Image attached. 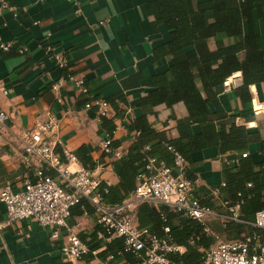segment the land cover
<instances>
[{"label":"crops","instance_id":"0c3cea01","mask_svg":"<svg viewBox=\"0 0 264 264\" xmlns=\"http://www.w3.org/2000/svg\"><path fill=\"white\" fill-rule=\"evenodd\" d=\"M77 1L79 12L70 0H8L13 11L6 9L0 14V45H10L7 50L0 46V80L9 90L7 96L0 92V111L7 114V118L0 122V188L7 184L13 189L21 186L28 173L22 163L23 132L48 112L58 125L59 147L67 148L77 156V162L71 168L93 169L99 180L107 185H116L119 179L111 162L127 152L137 135L134 120L140 115L139 99L153 89L150 78L170 65L169 57L153 55L157 46L168 41L169 33L162 25L154 28L150 8L152 0ZM259 12L264 13V0L254 5L251 14L252 28L261 36L264 45V22ZM243 29L247 32V22H244ZM219 37L229 42L224 35ZM46 44L57 51H65L66 69L57 67L45 51ZM208 46L215 48L214 38L209 39ZM67 72L84 80L90 93L97 95L98 99L105 101L117 93L125 95L127 105L118 103L124 110L123 118H114V110L109 104L105 114L107 118L114 119L113 139L119 142L114 151L119 156H102L107 135L100 133V114L95 108L77 106L81 90L65 79ZM53 83H58L57 90L51 89ZM124 83L129 85L123 86ZM241 85V73H233L215 88L216 95L209 101V107L218 113L238 114L235 123L257 133L262 140L264 85L251 84L237 92ZM57 97L61 102L55 100ZM251 99L254 109H260L259 104L262 106L258 114L252 110ZM187 116L182 102L173 104L171 108L162 103L153 107V113H148L147 119L156 131L164 132L169 139H176L179 137L177 125ZM191 128L194 133L200 130L198 124ZM81 146L90 156L89 161L79 153ZM244 152L254 164L263 159L258 141L249 143ZM232 154L220 153L213 146L190 151L183 156L186 172L192 177L196 191H209L224 181L226 164L221 157ZM259 170L260 180L264 183V166ZM204 200L217 211V223L210 222L217 236L222 234L226 240H234L258 232L264 244V230H253V225H242L244 222L225 221L223 218L229 213L220 201ZM4 218L5 204L0 201V223ZM67 226L78 236L89 234L97 226L94 211L69 216ZM51 234L49 228L32 220L17 221L3 228L0 231V264H102L105 260L97 253L105 248L107 240L100 239L101 246L94 249L97 252L89 259L64 260L60 248L66 229L62 228L55 237ZM97 240L96 237L91 244H96ZM135 258L138 260L135 264H139L141 260ZM109 264L132 263L122 258Z\"/></svg>","mask_w":264,"mask_h":264},{"label":"trees","instance_id":"16d2710c","mask_svg":"<svg viewBox=\"0 0 264 264\" xmlns=\"http://www.w3.org/2000/svg\"><path fill=\"white\" fill-rule=\"evenodd\" d=\"M259 3L260 0L150 2L154 28L162 25L169 33L168 41L157 46L153 55L157 58L169 57L170 65L165 71L150 78L153 89L139 99L140 115L134 120L137 135L127 152L111 162L119 179L118 183L107 185L101 181L98 186V193L105 203H120L133 191L137 177L146 173L148 157H154L172 166L173 153L169 147L184 156L190 151L214 146L220 153L232 152L229 157L237 159L236 165L224 166L225 186L220 190V197L232 202L240 200L239 217L244 222L240 224L252 226L255 212L264 209V183L260 180L259 170L264 166V139L259 140L257 133L249 131L243 125H237L235 119L238 114L212 111L209 101L216 95L215 88L238 71L241 73L242 85L236 89L237 92L247 89L251 84L264 85V45L261 36L252 28L251 16L254 5ZM259 13L264 22V13ZM244 22L248 24L247 32L243 29ZM221 34L228 38L229 42L219 37ZM211 38H214V49L208 46ZM67 74L71 73L67 72L65 78ZM138 83L139 81L136 82ZM128 85L124 83L123 86ZM84 86L86 92H81L78 107H85L89 101L99 98L90 93L85 82ZM105 101L114 110V118H123L124 110L118 104L127 105L123 93H117ZM178 102L184 104L188 116L177 125L179 137L169 139L164 132L156 131L151 126L147 114L153 113V107L158 104L163 103L171 108ZM193 124L200 126L199 132L192 131ZM114 130V119L100 115V133H106L109 139V151H103L102 156L113 157L114 150L119 146V142L113 139ZM253 141L259 142L263 156L258 164H254L248 156H241ZM56 151L60 149L57 147ZM79 153L84 160H90L84 146L79 148ZM186 175L193 181L188 172ZM199 192L208 193L206 190ZM222 193L225 194L224 198ZM202 203L211 206L204 199ZM92 212L93 208L88 202L81 200L79 204L71 207L70 216ZM180 217V214L164 205L155 208L143 203L136 210L139 227L148 228L158 237L167 234L174 243L185 246L183 253L169 254L175 264H199L202 256L200 248H208L215 242V238L204 232V225L199 221L191 218L180 220ZM165 227L169 228L168 233H165ZM99 230L96 226L89 234L79 235L91 250L101 246L100 240L94 245L91 244ZM192 239L194 246L189 244ZM104 247L97 253L100 258L105 259L111 255V261L125 258L132 264L138 262L132 254L123 252L122 238L105 241ZM91 255L88 253L83 258L89 259Z\"/></svg>","mask_w":264,"mask_h":264},{"label":"built area","instance_id":"2783aa9c","mask_svg":"<svg viewBox=\"0 0 264 264\" xmlns=\"http://www.w3.org/2000/svg\"><path fill=\"white\" fill-rule=\"evenodd\" d=\"M79 12L77 0H70ZM12 10L8 0H0V14L4 10ZM13 11V10H12ZM16 12V11H15ZM2 50L10 45L1 44ZM24 50H20L22 52ZM45 51L57 67L67 68L65 51H57L52 45L46 44ZM81 92H86L84 80L76 79L72 74L66 75ZM58 83L51 84L52 90L58 89ZM8 89L0 80V92L7 96ZM61 102V98L55 99ZM251 107L254 114L262 110ZM258 102V101H257ZM108 103L101 99L91 100L85 104L86 108H94L100 115H105ZM7 118L4 111H0V122ZM57 122L51 113L45 117H38L34 124L23 132L22 163L27 170V176L22 180L18 189L10 185L0 188V201L5 204V218L0 223V231L12 226L17 221L32 220L42 227L49 228L51 236L55 237L62 228L66 229L65 239L60 248L64 260H81L84 255L96 254L90 246L67 226L70 209L86 200L93 208L96 224L100 230L97 239H123V252L139 258V264H175L169 254H181L185 246L176 244L169 235L158 237L146 227H139L136 220V208L140 204H148L155 208L167 206L183 218H191L204 225V232L213 236L215 242L202 250L199 264H264V244L256 233L234 240H219L218 236L207 226V220L218 217L213 207L202 203L203 199L219 200L229 215L225 221L243 222L239 217L241 201L222 200L220 190L225 186L221 182L211 188L207 194L196 191L194 182L186 175L184 157L169 147L173 153V165L168 166L154 157L147 158L146 173L138 178L133 191L120 203H105L98 193L101 182L93 169L79 167L72 169L77 162V156L61 144L57 134ZM109 139L103 143V151L108 152ZM60 151H56V148ZM147 148V147H145ZM247 153H242L245 157ZM114 156H119L114 151ZM221 160L226 165L237 164L236 158L223 155ZM250 186V184H247ZM240 195L239 193L237 194ZM252 225L264 230V209L255 212ZM165 233L169 228H164ZM1 239V236H0ZM189 244L194 246L193 239ZM112 256H107L102 264H109Z\"/></svg>","mask_w":264,"mask_h":264},{"label":"rangeland","instance_id":"374dc122","mask_svg":"<svg viewBox=\"0 0 264 264\" xmlns=\"http://www.w3.org/2000/svg\"><path fill=\"white\" fill-rule=\"evenodd\" d=\"M216 211V210H215ZM216 213H217V211H216ZM217 218L216 217H212V218H210L209 220H207V226L210 228V230H212V231H214L215 232V230L211 227V225H210V222L212 223H217ZM219 222V221H218ZM217 234H218V232H216ZM219 236H218V239L219 240H223V241H225L226 240V237L225 236H223L222 234H218Z\"/></svg>","mask_w":264,"mask_h":264}]
</instances>
